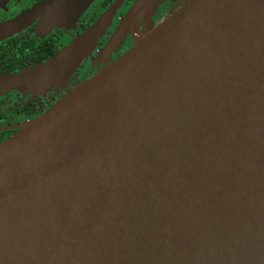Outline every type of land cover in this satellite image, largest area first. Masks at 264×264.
<instances>
[{
  "label": "water",
  "instance_id": "95a60500",
  "mask_svg": "<svg viewBox=\"0 0 264 264\" xmlns=\"http://www.w3.org/2000/svg\"><path fill=\"white\" fill-rule=\"evenodd\" d=\"M93 1L46 0L0 33L73 26ZM123 1L0 73V96L65 85ZM0 264H264V0L188 1L1 141Z\"/></svg>",
  "mask_w": 264,
  "mask_h": 264
},
{
  "label": "flooded vegetation",
  "instance_id": "af4514ba",
  "mask_svg": "<svg viewBox=\"0 0 264 264\" xmlns=\"http://www.w3.org/2000/svg\"><path fill=\"white\" fill-rule=\"evenodd\" d=\"M44 1L46 0H0V26H5L18 18H22L25 12ZM102 1L95 0L77 20L76 27L70 25L69 27L45 29L42 28V18L37 17L22 19L21 26L16 30L5 34L0 33V73L18 71L57 53L91 25L115 0H110L106 7H103ZM134 1L124 0L122 2L111 25L98 40L93 55L84 60L79 67L80 76L75 78L71 76L60 89H57V87L51 88L43 95L33 96L32 94H23L13 90L0 96V142L21 130L27 121L44 114L58 100L93 76L105 64L112 62L129 50L143 31H146L152 24L155 26L163 21V14L170 3L180 1L182 5L179 8H181L190 0H163L157 10L154 11L153 20L149 21L143 30H140L141 33L133 31L127 38L124 36V42L127 44L120 50L111 51L108 47L110 38ZM135 29H138V27ZM82 67L83 69H81Z\"/></svg>",
  "mask_w": 264,
  "mask_h": 264
},
{
  "label": "rangeland",
  "instance_id": "374dc122",
  "mask_svg": "<svg viewBox=\"0 0 264 264\" xmlns=\"http://www.w3.org/2000/svg\"><path fill=\"white\" fill-rule=\"evenodd\" d=\"M93 2H95V0ZM93 2L90 5H92ZM162 2H163V0H155V1H152L151 2V6L149 8H146L145 10H142L140 14L136 15L135 18H134V20L131 22L130 25L132 27H134V28H137L138 27V29L143 30L147 26V24L149 23V21H152L153 20L154 11L157 10V8L161 5ZM181 5L182 4L180 3V1L179 2H176V3H170V6L167 7V9L165 10V13L163 14L162 20H164L165 18H167L171 14V12H173L175 9H178ZM119 26L120 25H118L116 27V29L114 30V32H113V34H112V36L110 38L109 44H110V50L111 51H114V50L117 51V50L122 49L127 44V43L124 42V38L123 37L125 36L127 38L128 35L132 33L131 30H126L125 33H123L124 36L122 35V37L117 40V35L120 32ZM73 27H76V22L74 23ZM153 27H154V25L152 24L151 26H149V28L146 31H143V34L147 33ZM140 30H138L137 32H140L141 33ZM143 34H141V36ZM133 41H134V39H133ZM83 67L81 69H83ZM80 75H81V73L79 71L72 74L73 78L78 77ZM58 88L60 89L61 87H57V89Z\"/></svg>",
  "mask_w": 264,
  "mask_h": 264
},
{
  "label": "trees",
  "instance_id": "16d2710c",
  "mask_svg": "<svg viewBox=\"0 0 264 264\" xmlns=\"http://www.w3.org/2000/svg\"><path fill=\"white\" fill-rule=\"evenodd\" d=\"M109 1H110V0H103V1H102L103 7H106V5L109 3ZM103 7H102V8H103Z\"/></svg>",
  "mask_w": 264,
  "mask_h": 264
}]
</instances>
